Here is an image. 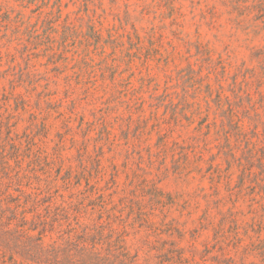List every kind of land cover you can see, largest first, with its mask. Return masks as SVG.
<instances>
[{
	"label": "rangeland",
	"instance_id": "obj_1",
	"mask_svg": "<svg viewBox=\"0 0 264 264\" xmlns=\"http://www.w3.org/2000/svg\"><path fill=\"white\" fill-rule=\"evenodd\" d=\"M35 251L264 264V0H0V264Z\"/></svg>",
	"mask_w": 264,
	"mask_h": 264
},
{
	"label": "trees",
	"instance_id": "obj_2",
	"mask_svg": "<svg viewBox=\"0 0 264 264\" xmlns=\"http://www.w3.org/2000/svg\"><path fill=\"white\" fill-rule=\"evenodd\" d=\"M42 24H43V26H42L43 29L44 28H46V29L49 28L51 31H54V30L58 29L57 28V20L56 19L55 20L54 19H50L49 16L48 17H46V16L44 17V19L42 20ZM40 27H41L40 24H38V27L36 26V29L32 33L33 36L42 35V33L40 32V29H41ZM61 28L64 29V33H63L64 39H67L68 37H70V35H71L70 32L73 31V25L70 22L66 21V22L62 23ZM26 47H28V46L25 45L24 48H26ZM58 205H59L57 207L58 209L56 210L57 212L56 211L54 212L52 219L55 220L56 225L63 226L64 222H67V220L70 221V217L69 216L71 214L69 213V210H67V207H68V209H70L71 205H65V204H58ZM62 210L65 213V215L68 216V217L60 218L61 214L59 212H61ZM15 214L16 215H18V214L21 215V223H23L22 227L28 232V235L29 234L31 235L32 232H35L37 230L39 231L38 235H39L40 244H41L39 246L41 248V252L42 251H46V249H42V247H44L42 238H43L45 232H47V231H45V227H41V225H40L43 222V220L40 218V216L37 215L36 217H33V218L29 219L26 214L19 213L18 210L15 212ZM101 234H103V233L102 232H98L96 235H100L101 236ZM38 235H37V237H38ZM31 236H35V235L32 233ZM84 245L87 246V243H84ZM48 253H49V251H48ZM36 255L39 256V257H37ZM35 256L36 257L34 259H32V261H33L32 263H34V264H52V263H48V261H46V259L43 260L44 258H48L50 255H47V254L42 255L39 251L37 253L35 251ZM93 260L97 261L96 259H93ZM70 262L71 261H70L69 257H67V258H63L62 261L59 262L58 264H70Z\"/></svg>",
	"mask_w": 264,
	"mask_h": 264
}]
</instances>
